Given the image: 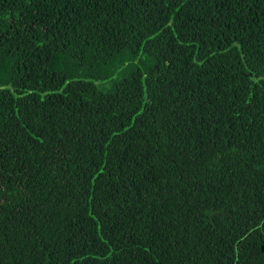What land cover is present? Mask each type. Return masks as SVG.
<instances>
[{"label":"trees","instance_id":"obj_1","mask_svg":"<svg viewBox=\"0 0 264 264\" xmlns=\"http://www.w3.org/2000/svg\"><path fill=\"white\" fill-rule=\"evenodd\" d=\"M0 264H264V0H0Z\"/></svg>","mask_w":264,"mask_h":264}]
</instances>
